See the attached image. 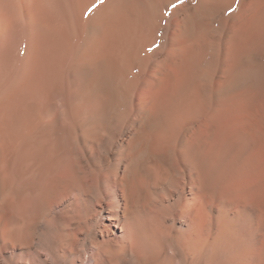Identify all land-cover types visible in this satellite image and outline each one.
I'll return each instance as SVG.
<instances>
[{
  "label": "bare ground",
  "instance_id": "6f19581e",
  "mask_svg": "<svg viewBox=\"0 0 264 264\" xmlns=\"http://www.w3.org/2000/svg\"><path fill=\"white\" fill-rule=\"evenodd\" d=\"M0 264H264V0H0Z\"/></svg>",
  "mask_w": 264,
  "mask_h": 264
},
{
  "label": "snow or ice",
  "instance_id": "6c2138e0",
  "mask_svg": "<svg viewBox=\"0 0 264 264\" xmlns=\"http://www.w3.org/2000/svg\"><path fill=\"white\" fill-rule=\"evenodd\" d=\"M90 11H91V9H90Z\"/></svg>",
  "mask_w": 264,
  "mask_h": 264
}]
</instances>
